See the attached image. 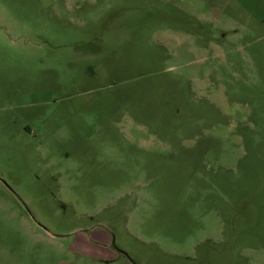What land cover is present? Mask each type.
<instances>
[{
  "label": "rangeland",
  "instance_id": "374dc122",
  "mask_svg": "<svg viewBox=\"0 0 264 264\" xmlns=\"http://www.w3.org/2000/svg\"><path fill=\"white\" fill-rule=\"evenodd\" d=\"M98 226L264 264V0H0V264H92Z\"/></svg>",
  "mask_w": 264,
  "mask_h": 264
},
{
  "label": "crops",
  "instance_id": "0c3cea01",
  "mask_svg": "<svg viewBox=\"0 0 264 264\" xmlns=\"http://www.w3.org/2000/svg\"><path fill=\"white\" fill-rule=\"evenodd\" d=\"M84 233L85 240L80 243V246L75 241L71 244L69 248L71 255L83 256L92 264H151L150 258H146L145 261L135 260L126 250L120 247L114 248L111 233L103 226L83 230Z\"/></svg>",
  "mask_w": 264,
  "mask_h": 264
},
{
  "label": "water",
  "instance_id": "95a60500",
  "mask_svg": "<svg viewBox=\"0 0 264 264\" xmlns=\"http://www.w3.org/2000/svg\"><path fill=\"white\" fill-rule=\"evenodd\" d=\"M123 254H125V253H123Z\"/></svg>",
  "mask_w": 264,
  "mask_h": 264
}]
</instances>
